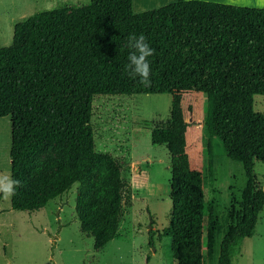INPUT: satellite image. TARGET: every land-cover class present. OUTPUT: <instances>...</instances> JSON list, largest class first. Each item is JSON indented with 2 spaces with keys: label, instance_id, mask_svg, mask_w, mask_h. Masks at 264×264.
I'll list each match as a JSON object with an SVG mask.
<instances>
[{
  "label": "trees",
  "instance_id": "1",
  "mask_svg": "<svg viewBox=\"0 0 264 264\" xmlns=\"http://www.w3.org/2000/svg\"><path fill=\"white\" fill-rule=\"evenodd\" d=\"M131 3L87 0L69 14L36 10L0 45V117L10 119L9 174L22 185L10 206L40 209L78 183L80 229L101 248L115 237L128 183L117 163L93 148V96L204 92L206 168L211 176L220 154L239 162L240 197L222 225L216 215L207 218L214 203L204 191L173 190L161 234L170 237L177 264H213L215 252V264H230L264 205L252 170L255 159L264 161V115L253 109V95L264 94V8L175 0L133 12ZM131 34H143L155 49L148 87L126 73Z\"/></svg>",
  "mask_w": 264,
  "mask_h": 264
},
{
  "label": "rangeland",
  "instance_id": "2",
  "mask_svg": "<svg viewBox=\"0 0 264 264\" xmlns=\"http://www.w3.org/2000/svg\"><path fill=\"white\" fill-rule=\"evenodd\" d=\"M86 2L0 0V45L10 44L13 24L33 11L63 7L69 14ZM206 108V94L195 90L94 95L93 148L110 156L128 183L115 237L95 249L92 237L81 231L75 212L78 183L37 210L13 209L10 200L0 197V264H177L170 237L161 234L168 224L173 190L204 191L206 200L214 203L207 218L216 215L224 225L226 211L231 204L237 206L243 184L241 164L225 154L213 157L209 176L202 122ZM253 109L264 115V94L253 95ZM9 142L10 119L3 116L0 173L9 174ZM39 158H44L42 153ZM252 170L256 184L264 187V161L255 159ZM201 241L204 245V236ZM216 258L217 252L213 264ZM230 264H264V205L253 234L235 249Z\"/></svg>",
  "mask_w": 264,
  "mask_h": 264
},
{
  "label": "clouds",
  "instance_id": "3",
  "mask_svg": "<svg viewBox=\"0 0 264 264\" xmlns=\"http://www.w3.org/2000/svg\"><path fill=\"white\" fill-rule=\"evenodd\" d=\"M259 6H264V0H258ZM129 49L126 73L130 78H139L138 82L145 87L151 85V67L148 57L154 55L155 49L151 48L143 34H131L127 38ZM21 181L14 179L10 174L0 173V197L10 200L17 194Z\"/></svg>",
  "mask_w": 264,
  "mask_h": 264
},
{
  "label": "crops",
  "instance_id": "4",
  "mask_svg": "<svg viewBox=\"0 0 264 264\" xmlns=\"http://www.w3.org/2000/svg\"><path fill=\"white\" fill-rule=\"evenodd\" d=\"M172 1L175 0H132L131 8L133 12H139ZM190 1L211 2V3L224 4V5H230L236 7L264 8V6H259L258 0H190Z\"/></svg>",
  "mask_w": 264,
  "mask_h": 264
},
{
  "label": "water",
  "instance_id": "5",
  "mask_svg": "<svg viewBox=\"0 0 264 264\" xmlns=\"http://www.w3.org/2000/svg\"><path fill=\"white\" fill-rule=\"evenodd\" d=\"M150 227V226H149Z\"/></svg>",
  "mask_w": 264,
  "mask_h": 264
}]
</instances>
